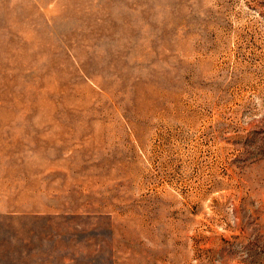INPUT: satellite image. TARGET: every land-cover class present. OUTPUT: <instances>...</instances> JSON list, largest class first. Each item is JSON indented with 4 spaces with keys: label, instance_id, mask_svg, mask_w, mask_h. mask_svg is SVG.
<instances>
[{
    "label": "rangeland",
    "instance_id": "374dc122",
    "mask_svg": "<svg viewBox=\"0 0 264 264\" xmlns=\"http://www.w3.org/2000/svg\"><path fill=\"white\" fill-rule=\"evenodd\" d=\"M0 264H264V0H0Z\"/></svg>",
    "mask_w": 264,
    "mask_h": 264
}]
</instances>
